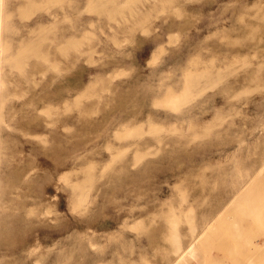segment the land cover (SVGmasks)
<instances>
[{"label":"rangeland","instance_id":"obj_1","mask_svg":"<svg viewBox=\"0 0 264 264\" xmlns=\"http://www.w3.org/2000/svg\"><path fill=\"white\" fill-rule=\"evenodd\" d=\"M2 9L0 264H264V0Z\"/></svg>","mask_w":264,"mask_h":264},{"label":"bare ground","instance_id":"obj_2","mask_svg":"<svg viewBox=\"0 0 264 264\" xmlns=\"http://www.w3.org/2000/svg\"><path fill=\"white\" fill-rule=\"evenodd\" d=\"M103 3H105V2H103ZM99 4V3H98ZM100 4H102L101 2H100ZM101 6V5H100ZM2 7H3V0H0V89H1V85H2V79H1V73H2V62H3V60H4V58H6L5 56H4V49H3V47H2V29H3V19H4V11H3V9H2ZM18 41H20V39L18 40ZM22 52V51H21ZM25 57H27V55L25 56ZM9 59V58H8ZM4 61H7V60H4ZM188 73V72H187ZM185 74V73H184ZM191 75V74H190ZM185 76L186 77H188V74L186 75L185 74ZM186 77H185V80H187L188 81V78L186 79ZM189 80H190V76H189ZM194 80H190V82H192L193 84H195L194 82H193ZM189 82V81H188ZM188 82H186L185 84H187ZM191 83V84H192ZM196 83H198V82H196ZM190 84V83H189ZM187 86V85H186ZM190 86V85H189ZM193 86V85H192ZM191 87V86H190ZM172 105L173 106H175L173 103H172ZM171 105V106H172ZM173 108V107H172ZM175 108V107H174ZM173 108V109H174ZM251 208V207H250ZM210 232V231H209ZM196 240H195V245H196ZM194 243V242H193ZM196 247V246H195ZM180 247L175 251V252H177L178 254H177V256L171 261V263L170 264H183V263H186V261L185 260H189V259H192V258H195V254H196V252H195V249H194V245L192 244V243H190V244H188L185 248H183L182 250H180ZM190 262V261H189ZM187 264H188V262H187Z\"/></svg>","mask_w":264,"mask_h":264}]
</instances>
